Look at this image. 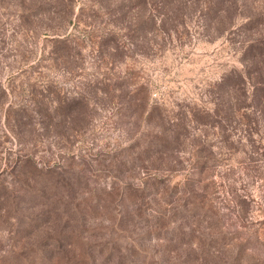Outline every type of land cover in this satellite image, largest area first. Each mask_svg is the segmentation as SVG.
Listing matches in <instances>:
<instances>
[{
  "label": "rangeland",
  "instance_id": "rangeland-1",
  "mask_svg": "<svg viewBox=\"0 0 264 264\" xmlns=\"http://www.w3.org/2000/svg\"><path fill=\"white\" fill-rule=\"evenodd\" d=\"M206 1L0 0V264H264V0Z\"/></svg>",
  "mask_w": 264,
  "mask_h": 264
},
{
  "label": "trees",
  "instance_id": "trees-1",
  "mask_svg": "<svg viewBox=\"0 0 264 264\" xmlns=\"http://www.w3.org/2000/svg\"><path fill=\"white\" fill-rule=\"evenodd\" d=\"M186 2L187 0H167L164 5L159 7L160 10H157L158 8L156 9L153 7L150 17L151 19H154L157 15H163L166 17L178 11L181 15H184V11L188 9ZM237 8V4L231 3V0H207L202 5L201 9L204 16L208 20L210 19V22L216 24L218 29L217 31L220 33L228 31L229 34L233 35L239 32L242 26L243 28L246 26V24L238 25L237 27L234 26L235 24L233 17L235 16ZM227 15V20L223 22L225 20V16ZM262 18H264V15H262L261 12H255L252 17L248 18L254 23V26L251 28L250 36L244 40H241V52L243 54L241 62L243 64L244 70L241 72L234 70V75L232 78H236L237 82L230 83L231 77H224L223 79L225 81L223 82L222 86L226 90V93L230 92L228 93L229 97L238 100L240 97L243 98L241 87H243L246 82L249 84L250 82H253V96L258 103L257 106L260 107V111L264 116V20ZM228 109L232 112H236L240 108L229 105ZM157 144L158 142L153 145L155 146ZM165 145H167V143H164V146L161 147L159 155H161L160 153L167 151Z\"/></svg>",
  "mask_w": 264,
  "mask_h": 264
}]
</instances>
